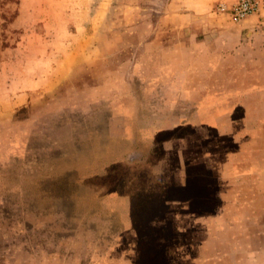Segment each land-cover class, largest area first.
<instances>
[{
    "label": "rangeland",
    "instance_id": "rangeland-1",
    "mask_svg": "<svg viewBox=\"0 0 264 264\" xmlns=\"http://www.w3.org/2000/svg\"><path fill=\"white\" fill-rule=\"evenodd\" d=\"M186 1L0 7V264H264V0Z\"/></svg>",
    "mask_w": 264,
    "mask_h": 264
},
{
    "label": "built area",
    "instance_id": "built-area-1",
    "mask_svg": "<svg viewBox=\"0 0 264 264\" xmlns=\"http://www.w3.org/2000/svg\"><path fill=\"white\" fill-rule=\"evenodd\" d=\"M257 7V0L220 1L214 5V10L224 13L232 21H239L251 14Z\"/></svg>",
    "mask_w": 264,
    "mask_h": 264
},
{
    "label": "crops",
    "instance_id": "crops-1",
    "mask_svg": "<svg viewBox=\"0 0 264 264\" xmlns=\"http://www.w3.org/2000/svg\"><path fill=\"white\" fill-rule=\"evenodd\" d=\"M209 1L210 0H187L185 4H191V5L196 6V7H200V8L201 7H204L205 9H207L206 6L209 4ZM193 6H191L192 9H195L196 7H193ZM186 11H188V10H186ZM191 14H192V11H188V12L183 11L181 14L178 15V17L184 19L186 17H189ZM208 23L209 22H203L202 24H200V27L202 29H208L210 27H215L216 29H224V28L227 29V28H231V27L232 28H236L237 27V29H239L240 27H249L250 24H252V20H250V19L249 20L248 19L247 20H244L243 22H241L239 25H236V26H230V25L229 26H225L226 24H220V23L211 22V21H210V24H208ZM175 25H176L175 27H178L180 29H183L184 27L185 28L187 27L188 22H182V21L179 22V21H177L175 23Z\"/></svg>",
    "mask_w": 264,
    "mask_h": 264
},
{
    "label": "trees",
    "instance_id": "trees-1",
    "mask_svg": "<svg viewBox=\"0 0 264 264\" xmlns=\"http://www.w3.org/2000/svg\"><path fill=\"white\" fill-rule=\"evenodd\" d=\"M5 1L7 0H0V7L2 8ZM0 19H2V23H0V26H4L8 22V16L5 14L4 10L0 11Z\"/></svg>",
    "mask_w": 264,
    "mask_h": 264
}]
</instances>
